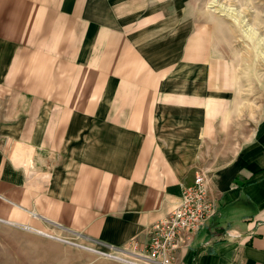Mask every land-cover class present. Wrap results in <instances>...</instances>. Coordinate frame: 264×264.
<instances>
[{
    "label": "crops",
    "instance_id": "1",
    "mask_svg": "<svg viewBox=\"0 0 264 264\" xmlns=\"http://www.w3.org/2000/svg\"><path fill=\"white\" fill-rule=\"evenodd\" d=\"M195 10L0 0V264H125L39 231L146 245L199 173L220 210L177 263L264 264V81Z\"/></svg>",
    "mask_w": 264,
    "mask_h": 264
},
{
    "label": "built area",
    "instance_id": "2",
    "mask_svg": "<svg viewBox=\"0 0 264 264\" xmlns=\"http://www.w3.org/2000/svg\"><path fill=\"white\" fill-rule=\"evenodd\" d=\"M219 208L220 200L212 195L206 174L199 173L193 184L183 187L175 208L149 227L146 245L135 240L125 248L96 247L100 250L96 252L89 244L60 240L125 264H178V251L191 245L194 236L219 214Z\"/></svg>",
    "mask_w": 264,
    "mask_h": 264
},
{
    "label": "rangeland",
    "instance_id": "3",
    "mask_svg": "<svg viewBox=\"0 0 264 264\" xmlns=\"http://www.w3.org/2000/svg\"><path fill=\"white\" fill-rule=\"evenodd\" d=\"M177 1L180 4L186 2L193 4L197 12V17H202L205 20L209 18L213 21H221V23H224L226 25V33L233 45L231 49L232 54L238 66L243 71V76L249 81H264V0ZM255 32L256 35L251 39L249 33ZM39 232L51 239L77 249L86 250L67 244L63 240H60V237L82 242L86 245L89 244L77 237L59 234L55 231ZM96 247L97 249L102 248L98 246H92L90 248ZM98 256L103 257L101 255Z\"/></svg>",
    "mask_w": 264,
    "mask_h": 264
},
{
    "label": "bare ground",
    "instance_id": "4",
    "mask_svg": "<svg viewBox=\"0 0 264 264\" xmlns=\"http://www.w3.org/2000/svg\"><path fill=\"white\" fill-rule=\"evenodd\" d=\"M236 20H237V18H236ZM249 32V31H248ZM250 35V37H251V39H253V37H254V35H256V32L255 33H249ZM263 54V53H262ZM261 55V54H260ZM109 248H111V249H115V248H117V247H109ZM108 248V249H109ZM90 249H92L93 251L95 250L96 252H98V251H100V250H96V249H94V248H90ZM104 252H102V254H103ZM109 255V254H108Z\"/></svg>",
    "mask_w": 264,
    "mask_h": 264
}]
</instances>
